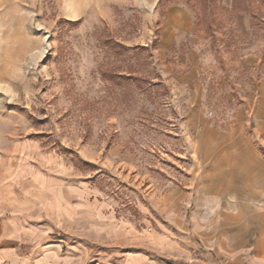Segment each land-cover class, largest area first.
I'll list each match as a JSON object with an SVG mask.
<instances>
[{
  "label": "rangeland",
  "instance_id": "rangeland-1",
  "mask_svg": "<svg viewBox=\"0 0 264 264\" xmlns=\"http://www.w3.org/2000/svg\"><path fill=\"white\" fill-rule=\"evenodd\" d=\"M210 8L203 0H0L6 264L168 262L154 253L147 261V250L161 254L147 227L171 228L175 189L204 208H264V194L238 200L208 173L248 141L264 156L253 135L254 115H264V0ZM195 60L196 98L180 81ZM212 191L221 197L207 201Z\"/></svg>",
  "mask_w": 264,
  "mask_h": 264
},
{
  "label": "crops",
  "instance_id": "crops-1",
  "mask_svg": "<svg viewBox=\"0 0 264 264\" xmlns=\"http://www.w3.org/2000/svg\"><path fill=\"white\" fill-rule=\"evenodd\" d=\"M196 62L190 63L191 69L180 80L192 89L195 98L199 88ZM251 98L248 96L247 101L252 105ZM253 102L256 100L253 99ZM193 116L194 112L191 111V121ZM254 116L256 128L253 135L264 145V115ZM247 140L251 141L250 138ZM248 143L246 146L236 145L232 159L217 161L208 172L214 184L225 186L223 194L229 193L238 200L244 195L254 199L264 194V156L258 155ZM206 195L207 201H216L221 197L220 193L213 191ZM192 196L188 189L174 190L171 195L172 212L166 216L171 227L165 229L167 233L158 235L149 224L147 229L152 231V240L161 254L147 250L151 253L147 256L148 262L157 260L156 255L172 259L162 264H173L174 260L192 264H264V208L238 207L232 212L221 211L213 209L210 204L204 208L199 203H192ZM185 201H188L186 206ZM136 260L140 262L142 258L138 256ZM0 264H6L4 254L0 255Z\"/></svg>",
  "mask_w": 264,
  "mask_h": 264
},
{
  "label": "trees",
  "instance_id": "trees-1",
  "mask_svg": "<svg viewBox=\"0 0 264 264\" xmlns=\"http://www.w3.org/2000/svg\"><path fill=\"white\" fill-rule=\"evenodd\" d=\"M203 1H204L205 9L210 10V9H211V8H210V5L212 4L213 0H203ZM211 21H213V18H211ZM115 45H116L117 47H119L120 49H122V50L125 49V47L122 46V44H117V43H115ZM154 45H155V44H154ZM127 75H128V76L118 75V78H117V79H131V78H130L131 73L128 72ZM134 79L137 80V78H134Z\"/></svg>",
  "mask_w": 264,
  "mask_h": 264
}]
</instances>
